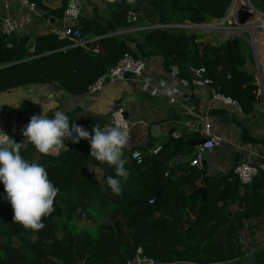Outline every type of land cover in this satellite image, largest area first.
I'll list each match as a JSON object with an SVG mask.
<instances>
[{
    "label": "trees",
    "instance_id": "obj_1",
    "mask_svg": "<svg viewBox=\"0 0 264 264\" xmlns=\"http://www.w3.org/2000/svg\"><path fill=\"white\" fill-rule=\"evenodd\" d=\"M30 1L46 17L61 21L68 6V0H59L56 8L58 0ZM83 1L91 10L79 20L83 39L88 41L86 48H71L70 41L48 34L36 38L32 53L29 37L8 39L0 29V94L53 85L72 97H82L125 54H131L161 57L167 69L177 66L182 75L189 68H205L218 93L237 100L246 111L252 106L258 87L255 76L246 70L251 60L249 43L243 38L227 39L217 46L199 43L202 29L174 28L221 21L233 0ZM251 1L264 13V0ZM130 12L138 15L137 23L128 20ZM1 23L0 15V28ZM107 23L116 32L150 29L140 30L137 37L109 36ZM10 42L11 49L7 47ZM96 47L99 53L94 52ZM261 54L264 57V45ZM188 138L170 137L160 152L148 154L141 165L132 160L139 149L127 146L129 176L119 178V195L107 184V177L115 176L113 167L94 159L104 170L99 178L79 150L68 148L58 157L44 156L30 144L21 155L44 165L60 193L55 211L43 218L44 229L34 232L13 221L11 204L0 183V264H127L139 248L164 264H264V243L254 239L253 252L248 255L240 237L242 231L253 229V219L264 214L260 193L264 175L245 186L244 195L230 175L210 177L204 184L208 191L204 202L194 191L208 175L206 168L192 166L193 157L189 163L171 165L177 158L194 154V140ZM233 205L238 207L235 213L230 210ZM84 217L89 224H81Z\"/></svg>",
    "mask_w": 264,
    "mask_h": 264
},
{
    "label": "crops",
    "instance_id": "obj_2",
    "mask_svg": "<svg viewBox=\"0 0 264 264\" xmlns=\"http://www.w3.org/2000/svg\"><path fill=\"white\" fill-rule=\"evenodd\" d=\"M1 2L3 0H0ZM58 6L59 3L54 8ZM60 26L59 19L52 18L49 24L45 20H39L25 33L24 38L29 37L28 43L31 46L35 44L37 37L52 34ZM96 39L98 38L92 41ZM160 60L154 58L150 61L149 74H152L153 82L162 80L168 83L170 88L168 96L161 97L154 88L145 83L132 81H106L98 93L82 97H72L53 85H32L0 94V111H6L11 119L21 118L27 125L32 116H38L42 111L52 119L55 111L63 110L70 117V126L75 123L91 133L95 126L104 127L109 123L110 115L117 106H124L127 109V117L135 119L137 123L132 132V140L127 146L139 149L145 157L154 149L165 146L174 132L180 134L181 137L178 139L189 137L187 140L193 139V142L201 140L199 134L188 133L184 123L196 120L200 116H207L215 133L225 141L222 148L213 150H204L193 144V159L197 154H200L201 158L202 153L205 155L204 159L202 158V166L206 162V167L203 168H206L208 178L215 176L227 178L230 175V181L236 180L233 167L238 154L244 155V159L239 161L240 164L244 160L253 164L261 162L264 157V87L259 86L256 81L258 89L252 95V106L248 111L239 102L240 107L236 109L216 105L211 97L200 91L201 83L189 69L183 75L181 69L175 73L172 71L173 66L167 69ZM248 65L249 63L247 71ZM258 77L259 72L255 79ZM228 79H231L230 75ZM64 143L67 149L79 150L99 178L103 175V168L97 166L90 155L91 147L87 140H80L77 144L65 140ZM63 151L53 157L60 156ZM189 162L188 157H183L175 159L171 165ZM198 185L200 186V183ZM263 187L260 190L261 205H264ZM223 188L225 187L222 185L221 190ZM245 188L240 186L242 195L246 193ZM230 210L235 213L233 211L238 210L237 205H233ZM263 215L261 212L257 219L251 221L254 227L251 225L253 229L247 231L250 238H255L259 233L264 234ZM252 231L255 233L254 236L251 234ZM252 252L253 248L246 251L248 255Z\"/></svg>",
    "mask_w": 264,
    "mask_h": 264
},
{
    "label": "built area",
    "instance_id": "obj_3",
    "mask_svg": "<svg viewBox=\"0 0 264 264\" xmlns=\"http://www.w3.org/2000/svg\"><path fill=\"white\" fill-rule=\"evenodd\" d=\"M90 11L91 10L83 0H68V6L64 13L63 20L61 21V26L54 30L52 34H54L60 41H70L72 43L71 48H86L88 41L83 39L81 29L79 28V20L83 17L86 18ZM0 15L2 17L0 29L2 35L8 39L11 37L22 39L24 38L25 33L36 23V21L45 20V22L49 24V20L51 19L50 17H46L43 10L30 0H3V2L0 3ZM128 20L132 23H137L138 15L134 12H130ZM188 24L190 23H187L186 25ZM214 27L231 30V32H228L229 35L233 36L230 39L243 38L251 45L255 60L258 64L259 77L256 81H258L259 86L264 87V57L261 62L259 59V52L261 51L259 42L264 40V13L258 11L251 0H233L227 16L221 21H218ZM157 28L165 27L157 26ZM144 29L150 28H131L115 32L114 35L109 34V36H124L132 34L134 37L137 32ZM34 46L35 44H31L30 51L32 53L34 52ZM7 47L9 49L13 48V44L10 42L7 44ZM131 47L135 49L134 44H132ZM68 48L64 50H67ZM94 52L99 53V47L94 48ZM154 58L163 61V59L158 56L145 58L125 54L121 61L112 68L108 74L89 87L87 94L98 93L106 81H132L135 83H145L147 86L154 88L157 94L161 95V97L168 96L170 90L168 83L162 80L157 83L153 82V76L152 74H149L150 61ZM178 70L179 68L177 66H173V72L178 73ZM189 70L195 78L200 81V91L205 95L207 94L208 97H211L216 105L220 104L224 107L235 109L240 107L237 100H234L231 97H226L213 88L214 82L206 77L207 71L205 68H189ZM10 117L11 116H9L6 111H0V131H4L15 142L23 143L24 137L22 135V129L26 125L21 118L14 120ZM116 121L126 124L129 133L128 144H130L133 129L137 125L135 119L127 117V109L124 106H117L111 113L107 125H113ZM184 128L188 133L199 134L201 139L206 140V142L200 146L204 150L220 149L225 143L224 139L215 133L213 125L207 116H200L196 120L186 121L184 123ZM173 137L178 139L181 136L178 132H174ZM29 145L30 144L26 143L22 150L27 149ZM160 151L161 147H158L154 149L152 153L156 154ZM58 154L52 156H57ZM144 158L145 156L140 150H136L132 154V160L138 165L143 163ZM191 165L198 169H203L200 154L196 155ZM234 174L235 179L240 185H252L256 179L264 175V157L262 158V161L257 164L249 163L245 160L242 161L241 164L234 169ZM127 264L164 263H160L155 259L146 256L142 248H139L136 255L132 260L128 261Z\"/></svg>",
    "mask_w": 264,
    "mask_h": 264
},
{
    "label": "clouds",
    "instance_id": "obj_4",
    "mask_svg": "<svg viewBox=\"0 0 264 264\" xmlns=\"http://www.w3.org/2000/svg\"><path fill=\"white\" fill-rule=\"evenodd\" d=\"M52 116L49 119L44 111L32 116L22 129L23 143L15 142L0 131V183L4 185L6 199L11 204L13 221L34 232L44 229L43 218L55 211L54 202L60 189L50 180L44 165L30 162L21 155L26 143L48 156L68 150L65 140L74 144L87 140L91 157L114 168L115 176H108L107 184L116 195L122 191L119 178L126 180L129 176L128 160L124 155L129 142L126 124L116 121L104 127L97 125L90 133L75 123L70 126V117L63 110L55 111Z\"/></svg>",
    "mask_w": 264,
    "mask_h": 264
},
{
    "label": "rangeland",
    "instance_id": "obj_5",
    "mask_svg": "<svg viewBox=\"0 0 264 264\" xmlns=\"http://www.w3.org/2000/svg\"><path fill=\"white\" fill-rule=\"evenodd\" d=\"M55 2H56V0H55ZM58 3H59V0H58V2H56V4H58ZM142 15H143V17L146 18V16L144 14H142ZM146 20H148V18H146ZM217 23H218V21H215L214 19H212L209 23L204 24L205 26H208L209 28L206 27V28H203L201 30V33L203 35L200 34L201 36L199 39V43L206 42V43H211L212 45L217 46L220 43H224L227 39H230L233 37V36L228 34V32H231V30L215 28L214 25H216ZM198 30H200V29H198ZM134 37H137V36L135 35ZM249 46H250V58H251V60H248V63H249L248 72L255 76V75H257V72H258V64L255 60L253 49H252L250 44H249ZM246 68H247V65H246ZM192 157H193V155L189 156L188 158L192 159ZM233 212H236V211H233ZM85 218L86 217H84L81 224H84V225L89 224V222L86 221ZM240 234H241L240 237H241V241H242V246L248 250L251 249V246H252L251 241L254 239L256 240V242L264 243V234L259 233L253 239L249 237L247 231H245V230L242 231ZM155 260L158 262H161L157 257H155ZM166 264H168V263H166Z\"/></svg>",
    "mask_w": 264,
    "mask_h": 264
},
{
    "label": "water",
    "instance_id": "obj_6",
    "mask_svg": "<svg viewBox=\"0 0 264 264\" xmlns=\"http://www.w3.org/2000/svg\"><path fill=\"white\" fill-rule=\"evenodd\" d=\"M107 27H108V30H109V33H110V35H114L115 34V28L110 24V23H107ZM177 27H179V28H183V29H187V28H190V27H192V28H198V29H203V28H206L207 26H205V25H200V26H196V25H190V24H188V25H181V26H174V28H177ZM99 39V38H98ZM98 39H96V40H98ZM121 45L125 48V49H127L128 47H127V44H126V42H125V40H122L121 41ZM206 142V140H204V139H201V140H198V141H196V142H194L193 144L195 145V146H201L202 144H204ZM243 147H244V145H243ZM203 155H202V158L204 159V157H205V155H204V153H202ZM244 159V155L243 154H238V155H236V160H235V165H234V169H236L238 166H239V161L240 160H243ZM203 167H206V162H204L203 163ZM208 180V177L207 176H205L204 178H203V180H202V185L197 189V190H195L194 191V195L195 196H200L202 199H203V201L205 202L206 200H207V198H208V192H207V188L205 187V183H206V181Z\"/></svg>",
    "mask_w": 264,
    "mask_h": 264
},
{
    "label": "bare ground",
    "instance_id": "obj_7",
    "mask_svg": "<svg viewBox=\"0 0 264 264\" xmlns=\"http://www.w3.org/2000/svg\"><path fill=\"white\" fill-rule=\"evenodd\" d=\"M260 43V46L262 48V46L264 45V40L259 42ZM259 59H260V62L262 61L263 57H262V54H261V51L259 52Z\"/></svg>",
    "mask_w": 264,
    "mask_h": 264
}]
</instances>
